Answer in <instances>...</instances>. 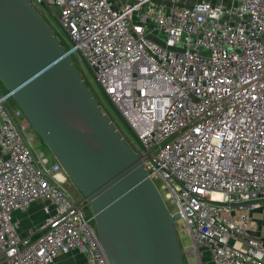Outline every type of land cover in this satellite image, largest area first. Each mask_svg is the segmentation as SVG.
Wrapping results in <instances>:
<instances>
[{
	"label": "built area",
	"instance_id": "1",
	"mask_svg": "<svg viewBox=\"0 0 264 264\" xmlns=\"http://www.w3.org/2000/svg\"><path fill=\"white\" fill-rule=\"evenodd\" d=\"M26 1L41 17L49 8L60 46L159 182L189 240L183 256L264 264V242L251 236V214L264 211V0ZM28 127L0 91V264H53L73 251L108 264L88 211L61 188L60 166L29 150ZM37 202L41 219L21 230L14 214Z\"/></svg>",
	"mask_w": 264,
	"mask_h": 264
},
{
	"label": "water",
	"instance_id": "2",
	"mask_svg": "<svg viewBox=\"0 0 264 264\" xmlns=\"http://www.w3.org/2000/svg\"><path fill=\"white\" fill-rule=\"evenodd\" d=\"M0 85L80 195L108 264H184L178 215L26 0H0Z\"/></svg>",
	"mask_w": 264,
	"mask_h": 264
},
{
	"label": "rangeland",
	"instance_id": "3",
	"mask_svg": "<svg viewBox=\"0 0 264 264\" xmlns=\"http://www.w3.org/2000/svg\"><path fill=\"white\" fill-rule=\"evenodd\" d=\"M200 1L201 0H179V4L180 5H184V6H188L189 3L194 4V3H197V2H200ZM207 1H212V0H207ZM222 3L223 4L224 3L229 4V0H222ZM51 11L55 15L57 14V10L56 9L51 8ZM40 14L42 15V17L45 20V22L47 23V25L51 28V30L53 31L55 36H57V38L59 39V42H60L61 46L62 47H66L67 45L63 41V38H64L63 33L59 31V29H58L53 17L48 15V14H46V13L43 14V12H40ZM152 38L157 39L156 35H153ZM160 40L161 39H159V41ZM73 62H74L75 67L77 68L78 72L81 74V77H82L83 81L85 82L86 87L89 89V91L92 93V96L97 101V104L101 105V107L107 113V115L110 116L111 120L113 122H115V125H117V127L120 126L122 128V131L125 133L126 131H125L124 127L122 126V124L120 123V121L110 111V109L108 108L106 103L102 101L99 91L94 87V84L90 81V77L88 76L86 71L79 66V64H78V62L76 60H73ZM23 138H24L25 142L27 143V146H28L29 150L31 151V153L33 155H37L39 153H42L43 155L47 156L48 164H50L52 162V158H51L50 154L48 153L46 148L42 145V143L40 142L38 137L30 130L29 127L24 129ZM153 183H154L155 187L158 189L159 182L158 181H153ZM61 188L68 194V196L73 201L76 202V201L80 200V195L78 194L76 189L72 186V184L69 182V180L67 178H66L64 184L61 186ZM159 193L161 195H163L164 192L159 190ZM166 208L171 213H173L175 211L174 207L168 205L167 203H166ZM86 211H88L87 208H86ZM174 226H175L176 236L178 238V242H179L180 248L182 250L188 249L189 248V240L182 233L181 222L180 221L175 222ZM74 252H76V251H74ZM81 256L83 257L82 254H81ZM75 258H76V262H78V264H83L82 263V259L80 258V256H76ZM183 263L184 264H196L194 259H192L189 255H186V254H184V256H183Z\"/></svg>",
	"mask_w": 264,
	"mask_h": 264
},
{
	"label": "crops",
	"instance_id": "4",
	"mask_svg": "<svg viewBox=\"0 0 264 264\" xmlns=\"http://www.w3.org/2000/svg\"><path fill=\"white\" fill-rule=\"evenodd\" d=\"M206 1L210 3H218L219 1L222 2V0H201ZM227 6L233 5L234 3L232 0H229V4L224 3ZM192 5V3H189L188 6ZM42 203L37 202L29 206V208L24 213H15L14 217L19 220L21 225V230H24L25 228L29 227L30 225H34L36 222H38L41 219L40 216V207ZM37 207V208H36ZM253 220L255 221L254 231L251 232V236H254L261 241L264 242V211H261L259 209L255 210L251 214ZM76 256H80L82 259V263L85 264L84 258L81 256V254H78L76 252H71L69 255L65 256H58L53 264H78L76 262Z\"/></svg>",
	"mask_w": 264,
	"mask_h": 264
},
{
	"label": "trees",
	"instance_id": "5",
	"mask_svg": "<svg viewBox=\"0 0 264 264\" xmlns=\"http://www.w3.org/2000/svg\"><path fill=\"white\" fill-rule=\"evenodd\" d=\"M0 91H4V89L2 88V86L0 85Z\"/></svg>",
	"mask_w": 264,
	"mask_h": 264
},
{
	"label": "bare ground",
	"instance_id": "6",
	"mask_svg": "<svg viewBox=\"0 0 264 264\" xmlns=\"http://www.w3.org/2000/svg\"><path fill=\"white\" fill-rule=\"evenodd\" d=\"M116 127V126H115ZM116 129L120 132V129L116 127ZM121 134V133H120Z\"/></svg>",
	"mask_w": 264,
	"mask_h": 264
}]
</instances>
